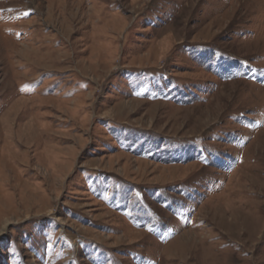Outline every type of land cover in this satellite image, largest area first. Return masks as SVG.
Masks as SVG:
<instances>
[{"label": "rangeland", "instance_id": "rangeland-1", "mask_svg": "<svg viewBox=\"0 0 264 264\" xmlns=\"http://www.w3.org/2000/svg\"><path fill=\"white\" fill-rule=\"evenodd\" d=\"M0 264H264V0H0Z\"/></svg>", "mask_w": 264, "mask_h": 264}]
</instances>
